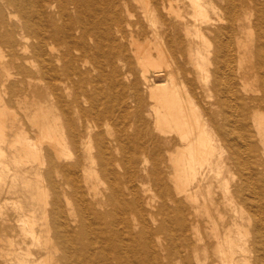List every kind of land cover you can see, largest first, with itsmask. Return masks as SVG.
I'll return each instance as SVG.
<instances>
[{"label": "bare ground", "instance_id": "bare-ground-1", "mask_svg": "<svg viewBox=\"0 0 264 264\" xmlns=\"http://www.w3.org/2000/svg\"><path fill=\"white\" fill-rule=\"evenodd\" d=\"M8 129L52 198L40 225L4 201L25 252L0 264H264V0H0V143Z\"/></svg>", "mask_w": 264, "mask_h": 264}, {"label": "rangeland", "instance_id": "rangeland-1", "mask_svg": "<svg viewBox=\"0 0 264 264\" xmlns=\"http://www.w3.org/2000/svg\"><path fill=\"white\" fill-rule=\"evenodd\" d=\"M129 1L131 3L132 0H129ZM132 8L134 10V13H133L134 14V17H133L132 20H135L136 18H139L140 17L141 9H140V6L134 5V4H132ZM13 29L15 31H17L15 28H13ZM1 54L4 56L7 53L2 50ZM183 55H184V57L187 56V50H186V46L185 45H184V48H183ZM188 68L192 69L193 67L191 65H188ZM135 72H136V77H138V79H139V74H138L139 72H138L137 68H135ZM138 89H139L138 92H139V106H140V108H138L136 110H137L138 114L146 122L145 131L150 132L149 133V136H152L153 135V131H152L153 117L151 116V109H150V107H151L152 104L148 100V96H147V86L145 84H143V82L141 80H139V87H138ZM25 96H27V99L30 100V96L31 95H25ZM20 99H21V102H23L22 101L23 100V96L20 97ZM12 103H9L8 104V106H9L8 108L10 109V112L5 113L4 118L8 120V119H10L11 114L16 115V116L18 115L17 118L19 120V124L22 126V128L24 129V131L26 132V134L28 132L27 135H28V137L30 139V142H33L35 138L38 139L39 138L38 137L39 135H38V132L36 131L37 129H36V127L34 128V124H32L30 122V120L32 119L33 114H34V109L33 108H30L28 110L27 109L28 107L25 106V104H23V103L20 104V105H18L15 102H12ZM30 116H32V117H30ZM24 117H26V118H24ZM149 118H151V119H149ZM4 133L6 135L5 136L6 142L4 144L3 143H0V156L2 154H4L3 155L4 158H3V161L1 162L2 158L0 157V162L2 163L3 166L5 164V166L2 168V165H0L1 166L0 167V172H1L0 175L2 173L6 174V175L4 176V174H3V176H1V177H3L2 178L3 181H5V183L4 182H1V184L4 183L5 184V187H2L4 185H1L0 184V198H1L0 199V208L2 209L1 210L2 212L0 211L1 212L0 214H4V215L9 216V218L11 219V224H12L13 221H16L17 220V216H14V214H16V213L13 212L14 211L13 209H12V211L10 210L12 208V205H10V204H13L14 203V205H13L14 207H16L18 205H22L24 207L31 206L34 209V212L32 213V216H34V217H32V219H34L36 225L37 224L40 225L41 223L45 222L44 221L45 219H48L49 220V217H47V216H46L45 219H43L44 217L42 215V209H43L42 208L43 207L42 202H44L43 201L44 200L43 199L44 197L42 196L43 195L42 193L46 190L45 192H47V193H44V195L46 194V196H47V199L46 200L47 201H50L51 198H52V193L48 189V185H49L48 179L46 178V169H47V167L46 166H42V167L39 166V164H38L39 162L37 163V161H40L41 162L40 158L37 160L34 156L31 157L30 155H29V157L27 155H25V158H18V157H16V160L17 161H14V158H15V155L14 154L15 153H14V148L11 147V144L14 143L13 141H14L15 132H13L12 130L8 129V130H5ZM18 146H20V145H18ZM43 148L47 149V144H43ZM22 152H24V151H22ZM20 159H22V160H20ZM34 159H36V160H34ZM13 162H16V163H13ZM22 162H23V164H22ZM17 163H18V165H17ZM5 167H7V168H5ZM1 168L4 169V170H2ZM5 177H6V179H4ZM52 178H54V180H56V181H59L60 180V175H58V174L57 175H54ZM24 183L26 185H28V184L29 185L26 186ZM94 183H96V182H94ZM41 189H43L44 191H42ZM37 190H41V191L38 192ZM65 190L68 191V192L71 191L69 187H65ZM40 194H42L40 196L41 197L40 200L42 202L41 201L40 202H37L39 200V199L37 200V197L40 198L39 197ZM32 195L34 196V198H31ZM66 198L68 199V203L65 201L64 197H62V201H63L62 203H63L64 207H66L68 209L69 208H74V205H73L74 201L71 198L70 199L68 197H66ZM2 200H3V202H2ZM9 200H11V201H9ZM4 201L8 202V205H9V207L11 206V208H9L8 206L6 207V204H5ZM2 203H4V204H2ZM2 206L4 208H2ZM3 210H5V211H3ZM9 214L10 215H13V217H10ZM128 216H129V219L130 220H133L135 222L136 215L134 213L133 214L130 213ZM12 218H13V220H12ZM50 218H51V216H50ZM37 229L39 231V227ZM41 234H43V233H41ZM49 236H52V231H50ZM0 238L2 239L0 241L1 242L0 243V245H1L0 246L1 247L0 250L2 252L1 251L0 252L1 253L6 252L7 254L9 253L8 254V257L9 258L13 254V251H14V254L15 255L21 254V253L25 252L24 251L25 245H20V242L22 240V237L19 235V233L17 231L12 234V232H11L10 229L4 231V230H2L0 228ZM15 239H16V241H15ZM17 241H19V243ZM157 241H158V239L155 238L154 239V243L157 244ZM9 243H11L13 245V246H11L12 249L9 247L11 244L9 246H7ZM246 244H245V248H250L251 247L250 246L251 244H249V243L247 245ZM17 247H19V250H20L19 252H18V248ZM36 250H37V248H36ZM9 251L12 252V253H10ZM33 252H35V253L39 252L38 255H43V251H41V250H39V251H35L34 250ZM60 254H61L60 251L56 250V252L53 254V257L54 258H57ZM0 255H2V254H0ZM2 256L3 257H5V256L7 257V255L5 253ZM206 256H208V262H209V264H212L213 261L217 260L216 254L213 253L211 249H209L206 252ZM246 256H248V255H246ZM204 257H205V252L200 251L199 252V258L201 259V261H203ZM249 257H250V260L252 261V263H254L253 258L256 257V254L252 253V254H250ZM249 264H251V262Z\"/></svg>", "mask_w": 264, "mask_h": 264}]
</instances>
